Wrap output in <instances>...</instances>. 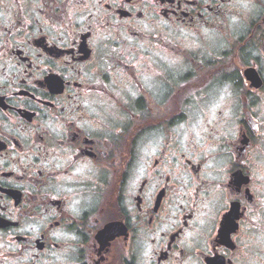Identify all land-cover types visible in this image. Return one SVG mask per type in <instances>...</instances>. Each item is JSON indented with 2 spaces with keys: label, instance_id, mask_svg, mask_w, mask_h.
I'll use <instances>...</instances> for the list:
<instances>
[{
  "label": "flooded vegetation",
  "instance_id": "af4514ba",
  "mask_svg": "<svg viewBox=\"0 0 264 264\" xmlns=\"http://www.w3.org/2000/svg\"><path fill=\"white\" fill-rule=\"evenodd\" d=\"M0 264H264V0H0Z\"/></svg>",
  "mask_w": 264,
  "mask_h": 264
}]
</instances>
